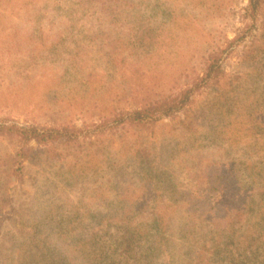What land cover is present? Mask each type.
<instances>
[{
	"label": "rangeland",
	"instance_id": "1",
	"mask_svg": "<svg viewBox=\"0 0 264 264\" xmlns=\"http://www.w3.org/2000/svg\"><path fill=\"white\" fill-rule=\"evenodd\" d=\"M23 1L0 0L6 123L56 126L70 118L87 126L111 107L176 91L217 45L243 37L222 58L221 84L152 129L107 125L68 144L32 142L20 172L13 171L16 139L0 136V264H94L102 251L101 264H124L119 252L129 223L142 226L148 239L157 234L150 222L155 204L166 207L165 238L186 237L191 223L193 234L231 227L233 241L218 246L227 249H204L202 264H264L263 248L252 250L256 243L242 238L253 223L248 215H217L216 225L184 210L222 209L234 188L244 197L250 165L264 173V5L250 31L242 17L247 0H149L134 25L105 17L100 26L69 11L51 23L45 14L43 29H30L34 9ZM40 33L44 41L69 38L59 55L33 58L28 37ZM142 148L151 153L145 164L133 159ZM177 249L148 264H196L187 247Z\"/></svg>",
	"mask_w": 264,
	"mask_h": 264
},
{
	"label": "trees",
	"instance_id": "2",
	"mask_svg": "<svg viewBox=\"0 0 264 264\" xmlns=\"http://www.w3.org/2000/svg\"><path fill=\"white\" fill-rule=\"evenodd\" d=\"M149 2V0H26V2L23 1V5H29L30 10L34 9L33 13H28V19H26L29 28L43 29L40 19L45 14H47V22L51 23L54 18L68 16L69 11L78 12L85 17H91L100 26L104 24L103 20L105 17L113 23L125 22L134 25L138 21L139 13L150 6ZM263 5L264 0H247L242 13L243 19L248 20L245 25L246 30L250 31L255 26ZM31 14L32 16H30ZM54 36V38L49 36V40L44 41V37L41 38V33L38 36L30 35L28 41L32 57L35 58L38 55L44 57L49 52L55 53L56 56L59 55L60 47L66 45L69 36ZM242 37V33H239L229 40L225 39L224 42L226 43L224 45L223 43L217 45L214 50L204 56L200 70L194 75H190L189 81H186L176 91L162 92L143 100L139 105L131 108L111 107L106 114L100 115L99 120L91 121L87 126L86 123H83L85 125L83 127L77 125L70 118L69 121L56 126L37 125L34 123L20 125L15 122L6 123V119L0 120V136L14 138L18 143L13 155V171H21L22 163L28 158L32 149V142L39 145L68 144L76 141L80 135L85 138L97 133L94 129L98 127L109 125L110 128L114 129H152L159 120L173 117L202 90L215 88L221 84L225 77L222 58L229 48L234 44L238 45L240 43ZM150 156V151L142 148L135 151L133 159L139 164H145L150 159ZM260 170L256 164L250 165L252 177L249 184L245 186L247 190H245L244 197L241 196V187L234 188L233 193L229 195L231 200L222 209L216 207L217 211H207L206 207L208 206H186L184 210L189 212V208H192V212L195 215L201 216L198 221L210 218L209 221L214 220L213 224H216L215 217L217 215H219L217 219L226 220L234 218L236 215H248L253 223L249 226L247 224L242 238L247 243H256L252 250L262 247L264 252V173ZM219 191L227 194L224 190ZM239 195L241 198H239ZM152 209L153 219L150 222L151 227L157 230V234L155 232L148 239L142 226L129 223L127 229H125L128 233L124 234V249L119 252L124 264H128V262L129 264L151 263L154 259L157 260L163 256L166 249L170 250L171 247L177 249L180 245L187 247L188 251H191L192 257L196 259V264H202L198 253L208 249L206 252L211 255L219 254L222 249H227V247L218 249L219 245L233 241L231 227L223 225L211 230L200 228L199 232L193 234L191 222V229L186 237L184 235L181 238H175L170 235L165 238V229L169 226L167 216H165L166 207L163 204H155ZM199 225L202 226V224ZM146 243L147 245H145ZM174 252L175 249H172L171 253ZM102 253L93 256L92 262L94 264H101L105 261V252L102 251Z\"/></svg>",
	"mask_w": 264,
	"mask_h": 264
}]
</instances>
